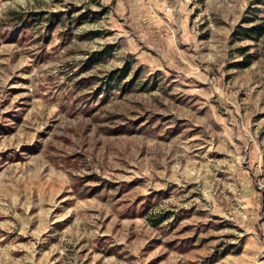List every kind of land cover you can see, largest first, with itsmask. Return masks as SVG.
<instances>
[{
    "label": "rangeland",
    "instance_id": "obj_1",
    "mask_svg": "<svg viewBox=\"0 0 264 264\" xmlns=\"http://www.w3.org/2000/svg\"><path fill=\"white\" fill-rule=\"evenodd\" d=\"M261 22L264 0H0V264H264Z\"/></svg>",
    "mask_w": 264,
    "mask_h": 264
},
{
    "label": "trees",
    "instance_id": "obj_2",
    "mask_svg": "<svg viewBox=\"0 0 264 264\" xmlns=\"http://www.w3.org/2000/svg\"><path fill=\"white\" fill-rule=\"evenodd\" d=\"M247 33V38H254L255 40L259 39L264 35V22H261L254 27L248 29L246 31ZM249 50L244 49L243 50V61L242 63H239L236 65L237 67H249L252 63V55L248 54Z\"/></svg>",
    "mask_w": 264,
    "mask_h": 264
}]
</instances>
